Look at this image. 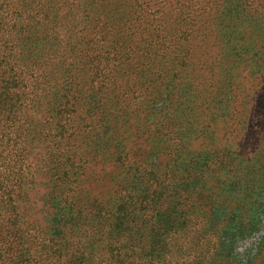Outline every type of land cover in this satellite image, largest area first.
Wrapping results in <instances>:
<instances>
[{
	"label": "trees",
	"instance_id": "16d2710c",
	"mask_svg": "<svg viewBox=\"0 0 264 264\" xmlns=\"http://www.w3.org/2000/svg\"><path fill=\"white\" fill-rule=\"evenodd\" d=\"M213 25L229 55L239 45V61L264 62V0H0V264H210L220 246L237 259L239 224L223 230L239 223V202L227 203L239 152L211 145L198 169L186 149L210 138L192 127L185 140L178 113L196 101L208 131L226 122L209 116L219 100L196 95L185 74ZM164 131L155 171L134 149L158 147ZM36 160L44 224L26 208ZM162 188L175 192L173 222ZM214 207L227 215L210 226Z\"/></svg>",
	"mask_w": 264,
	"mask_h": 264
},
{
	"label": "rangeland",
	"instance_id": "374dc122",
	"mask_svg": "<svg viewBox=\"0 0 264 264\" xmlns=\"http://www.w3.org/2000/svg\"><path fill=\"white\" fill-rule=\"evenodd\" d=\"M242 19L243 16L240 15L239 22L245 25L239 24L238 37L242 27L248 25L243 23ZM212 28L209 37H200L195 41L194 46L196 47L193 50L196 53L193 55V65L185 74H187L186 77L190 80L191 87L196 95L206 89L204 93L219 100L217 104H206L209 116H215L216 114L219 116L220 113L224 112L226 114V122L220 123L216 133L208 131L205 127L204 119H201L200 113L203 108H200V104H197L196 101H184L179 106V108L183 109L178 112L184 122V133L187 134V130L194 127L195 133L208 135L210 138V143L208 144L202 138L195 136L196 138L191 139V145L186 149L188 151L192 149L191 146H194L193 155L196 154L198 156V163L196 164L198 169L201 168L200 164L204 163V157H201L202 151L211 145L214 148L226 146L231 153L239 152V183L237 187H227L229 193L227 203L232 207L239 202V210L234 212L235 217L239 218V223L238 220H234L231 223L229 221L223 230V232L236 231L239 224V235L234 243L236 254L233 252L237 259L235 261L231 258L227 259V256L223 253L222 246H220L215 251L218 253L217 260L210 264H225L223 260L225 261L226 259V264H264V179L259 176V174H264V62L254 60L253 57H249L251 61H248V63L242 60L239 61V50L242 48L239 45L237 47L238 56L229 55L227 53L226 40L220 36V32H218L217 28H214V25ZM262 42L258 43V47L264 50V43ZM236 60H238L237 64H233V61ZM199 64L206 68L205 72L199 71ZM207 81L209 82L208 85H206ZM211 83L213 84L212 87L209 86ZM194 99H196V96ZM167 134V131L162 133L163 139L158 141L161 142L158 147L156 141L150 142L144 154L137 148L140 145L145 146V142H141L134 149L138 154H142L144 164L153 163L155 165V171H158L162 166L163 158L158 151L167 146ZM187 138L188 134L184 139L187 140ZM216 138L218 140L217 143ZM241 144L242 146L244 145V150H240L238 147ZM37 156H41L40 153H37ZM35 163L39 167L36 168L37 176L35 177L34 185L29 191L30 196L26 208L31 218H35L41 224H44L49 216V209L44 199L46 176L42 172V165L38 164L39 161L36 160ZM197 181L198 179H194V183ZM179 182H182V180ZM244 189L245 191H243ZM159 194L165 201L164 209L169 208L164 220L170 218L169 221L173 222L175 216H172L171 212L174 211L175 192L162 188L159 190ZM226 215V210L223 207H214L210 216V226L222 223ZM165 232L161 228L158 234H165ZM151 239L154 241L158 240L159 236L156 235L155 238L152 235L150 241ZM232 244L233 241L231 242ZM224 248L226 250V244H224ZM227 252H231L230 249ZM221 253L224 256H220ZM177 261L176 259L173 263Z\"/></svg>",
	"mask_w": 264,
	"mask_h": 264
}]
</instances>
